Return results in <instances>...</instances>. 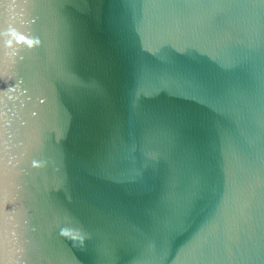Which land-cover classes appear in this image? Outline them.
<instances>
[{"label": "water", "instance_id": "95a60500", "mask_svg": "<svg viewBox=\"0 0 264 264\" xmlns=\"http://www.w3.org/2000/svg\"><path fill=\"white\" fill-rule=\"evenodd\" d=\"M0 264H264V0H0Z\"/></svg>", "mask_w": 264, "mask_h": 264}, {"label": "clouds", "instance_id": "9594fccd", "mask_svg": "<svg viewBox=\"0 0 264 264\" xmlns=\"http://www.w3.org/2000/svg\"><path fill=\"white\" fill-rule=\"evenodd\" d=\"M6 34L8 35L6 44L8 47H12L13 44H26L29 48L35 46V45H39L40 44V40L39 38H30L24 34H22L21 32H19L15 27L13 26H9L6 30ZM70 230H61V235L67 236L68 238L72 239V240H76L77 236H71L70 235ZM80 239V243L83 244V237L79 236Z\"/></svg>", "mask_w": 264, "mask_h": 264}]
</instances>
